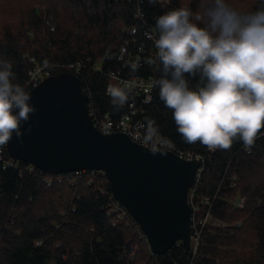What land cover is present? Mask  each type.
<instances>
[{
  "label": "trees",
  "instance_id": "1",
  "mask_svg": "<svg viewBox=\"0 0 264 264\" xmlns=\"http://www.w3.org/2000/svg\"><path fill=\"white\" fill-rule=\"evenodd\" d=\"M137 1L0 0V59L12 63L15 80L27 91L35 66L46 65L47 77L71 72L69 64L81 62L78 76L89 86L98 115L123 113L106 93V72L122 73L118 51L124 42L130 48L131 38L145 41L133 17ZM229 2L243 11L262 6L261 0ZM141 4L154 29L164 11L185 4L198 8V0ZM126 66L125 75L161 76L158 62L157 70L143 64L132 72ZM197 79L189 77L190 86ZM144 108L146 134L203 157L193 202L200 206L199 217H207L196 248L192 241L189 246L178 241L164 254L152 253L138 224L113 209L103 172L48 173L14 159L6 145L0 154V264H264V128L249 152L238 138L229 149L210 151L198 141L186 142L157 87Z\"/></svg>",
  "mask_w": 264,
  "mask_h": 264
},
{
  "label": "clouds",
  "instance_id": "2",
  "mask_svg": "<svg viewBox=\"0 0 264 264\" xmlns=\"http://www.w3.org/2000/svg\"><path fill=\"white\" fill-rule=\"evenodd\" d=\"M261 5L243 11L229 0H198L196 10L185 4L155 17L149 63L158 62L161 76L153 86L186 142L215 151L238 138L250 149L264 128V0ZM139 66L138 59L129 64L132 72ZM189 77L198 78L195 87ZM106 91L114 106L129 99L125 86ZM35 110L12 63L0 59V145L21 138V125Z\"/></svg>",
  "mask_w": 264,
  "mask_h": 264
},
{
  "label": "water",
  "instance_id": "3",
  "mask_svg": "<svg viewBox=\"0 0 264 264\" xmlns=\"http://www.w3.org/2000/svg\"><path fill=\"white\" fill-rule=\"evenodd\" d=\"M28 92L36 110L22 123L23 136L7 143L14 159L48 173L101 171L152 253L164 254L178 241L191 244L188 192L197 158L145 147L122 132H99L81 80L71 72L47 76Z\"/></svg>",
  "mask_w": 264,
  "mask_h": 264
},
{
  "label": "built area",
  "instance_id": "4",
  "mask_svg": "<svg viewBox=\"0 0 264 264\" xmlns=\"http://www.w3.org/2000/svg\"><path fill=\"white\" fill-rule=\"evenodd\" d=\"M164 4L168 2V0H160ZM139 3L137 6L134 7L133 10V17L137 19L139 28L142 30L144 42H138L137 39L131 38V46L127 42H124L118 51V59L123 62L122 66V73L120 70L115 71H108L106 72L107 76L109 77V81L106 84V89L108 85H119L125 86L128 88L129 99L128 101L119 106L125 108L123 113L118 115H105L99 116L96 108L94 106V102L92 100L89 86L84 81V84H81L82 91L87 96V101L85 103L88 116L90 117L93 125L95 128L103 133V134H110L114 132H122L126 134L131 140L152 149L158 150H170L173 151L180 156L186 159H193L197 158L200 161V166L197 169L196 176L192 186L188 192V203L191 206V214H190V232H191V240L196 248L198 240L200 238L201 229L205 223V219L207 215L204 214L203 217H199L200 213V206L193 202V195L194 189L197 184L200 182L201 179V171H202V162L203 157L198 154L189 153H182L174 149L173 145L168 141L164 140L160 135H148L145 133V108L144 105L148 104L152 100V92L154 89L153 81L155 79V75H149L147 77L143 76H130L125 75L123 72L129 71L126 70L127 63H131L132 61L139 60L140 65H148L153 70H157V64L149 63L151 59L155 57V47H154V36L156 34V30L148 25L143 8H142V0L137 1ZM133 28H130L132 30ZM132 32V31H131ZM151 41V44H148ZM152 46V52L146 51L147 47ZM133 47V48H132ZM81 62H75L74 64H69V68L72 70L71 72L78 76L80 74V70L82 68ZM44 66H35L32 70L29 71V82L28 86L32 85L35 86L37 84V79L43 75ZM94 70H100V67H94ZM79 77V76H78ZM30 90V89H29ZM28 90V91H29ZM107 93V91H106ZM5 145H0V154L3 152ZM247 152L248 149L245 148ZM85 170H80L76 172H71L72 174H81ZM111 197L114 198L112 204L113 209L115 211H121L123 215L128 214L127 210L124 206L119 203L113 194ZM245 202V198H240L237 202V206L242 208ZM129 215V214H128ZM130 216V215H129ZM131 217V216H130ZM132 218V217H131ZM133 219V218H132ZM134 220V219H133ZM139 226V225H138ZM140 228V227H139ZM140 234L145 237L144 232L140 228ZM146 238V237H145Z\"/></svg>",
  "mask_w": 264,
  "mask_h": 264
},
{
  "label": "rangeland",
  "instance_id": "5",
  "mask_svg": "<svg viewBox=\"0 0 264 264\" xmlns=\"http://www.w3.org/2000/svg\"><path fill=\"white\" fill-rule=\"evenodd\" d=\"M44 77H46V76L42 75L40 78L43 79Z\"/></svg>",
  "mask_w": 264,
  "mask_h": 264
}]
</instances>
